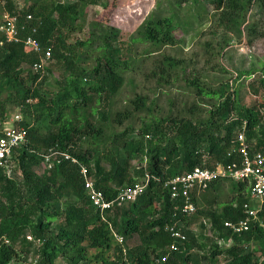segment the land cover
I'll return each mask as SVG.
<instances>
[{
  "label": "trees",
  "instance_id": "16d2710c",
  "mask_svg": "<svg viewBox=\"0 0 264 264\" xmlns=\"http://www.w3.org/2000/svg\"><path fill=\"white\" fill-rule=\"evenodd\" d=\"M29 1L27 8L17 10L13 0H4L2 10L19 16L21 24L26 14L32 15L30 24L31 28L37 27L36 31L32 32L26 24L21 36H31L42 50L49 48L51 60L60 63L63 72L55 80L56 90L50 91L45 84L49 68L45 72L30 69L40 61L41 52L21 42H4L0 46V91L10 89L27 113L21 122L27 128V141L13 154L21 175L20 184L14 181V169L9 177L0 170V264H19L35 244L38 264H55L58 257L66 264H264V246L258 256L246 249L254 239L264 242V227L260 226L264 224V207L259 221L250 222L247 232L232 234L223 225L245 217L242 205L250 201L247 183L224 179L231 183V200L206 211L205 222L200 223L202 229L209 227L216 239L224 244L230 242L226 247L215 242L209 246L200 243L185 229L188 220L200 214L199 196H213L219 180L194 195L197 212L189 218L174 209L180 201L171 200L169 190L164 187L166 181L195 167L213 169L239 162L236 139L241 131L251 153H264V123L260 113L264 99L247 107L239 100L238 90L226 95L227 84L215 91L192 80L188 85L195 95L215 99L207 118L151 119L143 122L136 138L131 137L135 133L131 123L123 132L116 133L113 124L132 121L131 111L137 114L151 108L144 96L136 95L128 102L131 110L116 112L111 121L105 110L97 111L91 106L94 102L107 104L117 94L133 62L130 54L121 57L112 46L118 41L117 30L107 31L93 24L90 38L76 45L92 47V41H97L99 45L93 51L98 54L92 65L79 64L78 46L67 40L72 32L82 30L88 6L98 0L67 4L60 0ZM212 2L216 11L211 27L214 36L220 33L241 36L252 7L257 8L259 16H264V0ZM162 12L145 20L136 37L130 38L127 53L133 51L134 43L145 46L144 54L175 43L176 12L170 8ZM255 32L251 26L248 34L254 36ZM1 41L4 38L0 34ZM224 41L220 52L228 46ZM181 64L163 57L153 74L159 79L171 78V72ZM261 71L264 74V64ZM244 74L249 76L251 71L239 72L237 77ZM260 83L264 85V78ZM50 149L72 155L78 165L62 161L38 174L35 168ZM135 159H140V163L145 159V164L132 167ZM102 163L108 165L107 170ZM80 166L87 168L95 187L107 199L146 176L148 180L135 201L101 213L88 200ZM211 201L216 202L215 196ZM177 223H181L178 226L186 241L177 251H169L173 240L168 227ZM28 233L33 242L27 238ZM115 235L123 238L122 244ZM135 235L139 243L129 246L127 241ZM194 249L198 252H193Z\"/></svg>",
  "mask_w": 264,
  "mask_h": 264
},
{
  "label": "rangeland",
  "instance_id": "374dc122",
  "mask_svg": "<svg viewBox=\"0 0 264 264\" xmlns=\"http://www.w3.org/2000/svg\"><path fill=\"white\" fill-rule=\"evenodd\" d=\"M60 1L67 4L77 0ZM13 2L18 8L17 10L27 8L31 4L29 0H13ZM3 5L4 0H0V16L3 12ZM169 8L176 12L175 18L178 22V28L173 32L175 43L165 45L150 54L143 53L145 50L143 44L134 43L133 51L127 53L126 48L130 38L136 37V32L145 20L162 11V14L166 13ZM214 14L216 11L212 0H196L195 2L192 0H98L95 5L88 6L82 30L72 32L67 42L72 45L86 42L90 38V31L94 30L92 25L99 24L107 31H118V41L112 46L119 50L121 57L130 54L128 57H131L133 61L131 68L124 74L122 86L117 94L110 98L107 104L106 102H94L91 106L97 111L105 110L111 121L116 112L130 109L128 102L136 95L144 96L151 108L149 111L144 110L137 114L131 111L134 114L132 121H123L121 125L113 124L116 133L123 132L126 126L131 123L135 129V133L131 134V137L136 138L143 122L151 119L195 120L207 118L208 110L215 99L195 95L188 85L192 80H197L207 89L215 91L227 84L229 88L226 95H230L234 89L238 90L239 100L247 107L264 99V85L260 83V79L264 78L261 71L264 64V16H259L257 8L252 7L246 15L242 35L236 37L230 33L212 35L211 27L214 22ZM258 20L263 24H260ZM251 26L256 30L254 36L248 34ZM96 36V34L91 36V39L95 40ZM224 40L228 42V46L220 52V44L222 45ZM98 45L97 41H92V47L76 45V47L78 46L76 53L81 66L93 64V60L98 54V51L93 50ZM119 52H117L118 55ZM163 57H169L176 63L182 62L181 67L184 69L182 70L179 66L171 72V78L159 79L158 75L153 74V71L156 70ZM45 68H49L45 74V84L50 91H55L54 83L62 76L63 66L50 59ZM246 71H251V74L237 77L239 72ZM18 103V97L10 89L1 90L0 120L2 116L10 118L19 115L23 118V115L27 113ZM191 108H193V112ZM260 113L264 123V109H260ZM98 117L99 115L96 114L95 118L98 119ZM144 160L140 163V159H135L131 162L132 167L143 166ZM102 166L104 169H108L106 163H102ZM14 167V181L20 184L21 175L15 163ZM45 169L48 170L43 162H40L39 166L35 168L38 174ZM230 185V182L219 180L213 196L200 195L197 199L200 214L198 213L196 218L193 216L194 220L193 218L189 219L185 229L200 243L209 246L215 242L219 243L220 247L228 246L227 243L224 244L223 241L212 236L209 227L202 229L200 223L205 222L206 211L219 208L217 205L231 200ZM214 196L216 202L211 203ZM209 199L211 200L209 201ZM27 235L33 242V236L29 233ZM138 243L139 238L136 235L127 241L129 246ZM35 245L29 249L27 256L22 257L24 259L19 264H38L39 258L35 252ZM263 246L262 240L254 239L246 249L258 256ZM193 252L198 251L194 249ZM55 264L66 263L62 257H58Z\"/></svg>",
  "mask_w": 264,
  "mask_h": 264
},
{
  "label": "built area",
  "instance_id": "2783aa9c",
  "mask_svg": "<svg viewBox=\"0 0 264 264\" xmlns=\"http://www.w3.org/2000/svg\"><path fill=\"white\" fill-rule=\"evenodd\" d=\"M31 21H33L31 14H26L23 24H21L19 16L3 11L0 16V34L4 41L0 42V46L4 42H21L35 52H41L40 61L34 63L30 69L44 72L48 61L51 59L50 49L42 50L39 43L31 36L22 37L20 34L25 29L26 24L30 28L33 26L30 24ZM31 29L32 32H35L37 27L34 26ZM21 122L22 117L19 115L0 120V170L7 177L11 176L14 169V152L27 141V128ZM236 140L238 144L237 153L240 156L239 162H233L226 166L217 165L213 169L195 167L166 181L164 187L169 190L171 200L180 201L174 206V209L182 217L189 218L197 212V206L193 201L194 195L204 192L211 182L227 179L247 183L250 201L242 205L245 217L235 222L226 221L223 224L232 234H241L250 229V222L259 221L258 215L264 207V153L250 152L243 131L237 134ZM42 158V162L48 170L52 169L55 163L60 164L62 161L78 165V160L75 157L57 149L48 150L42 155ZM80 174L83 177L84 190L88 200L101 213L135 201L145 189L148 180V176H146L145 180L143 179L130 187L122 188L113 198L107 199L103 192L95 187V182L85 166H80ZM178 224L181 223L168 227V232L173 240L169 245V251H177L179 246L186 241V235ZM260 226L264 227V224L260 223ZM27 238L30 240V237ZM115 238L120 244L123 243L121 236L115 235Z\"/></svg>",
  "mask_w": 264,
  "mask_h": 264
}]
</instances>
